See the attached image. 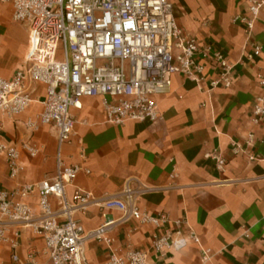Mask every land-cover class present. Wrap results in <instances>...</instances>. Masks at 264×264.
Listing matches in <instances>:
<instances>
[{
  "label": "crops",
  "instance_id": "1",
  "mask_svg": "<svg viewBox=\"0 0 264 264\" xmlns=\"http://www.w3.org/2000/svg\"><path fill=\"white\" fill-rule=\"evenodd\" d=\"M169 1L182 34L198 42L200 51L194 60L203 67L202 73L196 74L202 79L173 74L170 92L153 96L163 116L157 123H108L104 109L107 98L83 97L81 108L72 109L76 134L60 150L65 164L90 171H80L66 187L68 201L76 189L91 192L99 201L120 196L130 180L134 188H152L137 198L139 209L154 217L165 215L166 221L159 226L135 220L118 224L111 233V247L96 240L86 242V260L88 264H103L111 253L121 254L128 245L146 250L155 235L167 234L171 240L189 238L193 233L198 242L188 239L181 248L169 246L151 253L149 263L264 264V127L253 123L251 112L260 90L258 76L264 69V22L261 17L256 19L249 30L239 20L248 14L247 0ZM29 41L28 28L12 19L10 3L1 4L2 52L13 62L1 68L0 77L10 79L28 66ZM13 44L17 46L14 49ZM255 45L262 46V53L250 59ZM216 52L232 66L229 86L221 82L211 87V81L220 76V67L213 59ZM45 96V85L35 84L32 106L5 121L0 140L20 148V169L10 178L0 155V190L39 182L56 171V129L40 124L33 130L27 124L28 118L42 111ZM24 142L39 147L35 157L21 149ZM217 157L225 160L222 169L217 166ZM23 200L37 210V195ZM120 214L112 212L115 218ZM73 217L85 231L103 222L101 209L93 203ZM17 230V247L13 249L8 242L3 245L5 264H11L13 252L21 259L33 252L32 264H52L44 239L31 227L13 224L6 236L13 238Z\"/></svg>",
  "mask_w": 264,
  "mask_h": 264
},
{
  "label": "built area",
  "instance_id": "2",
  "mask_svg": "<svg viewBox=\"0 0 264 264\" xmlns=\"http://www.w3.org/2000/svg\"><path fill=\"white\" fill-rule=\"evenodd\" d=\"M247 1L248 14L239 20L251 30L256 19L261 17L264 22V0ZM3 3H10L12 19L28 28L30 41L28 66L10 79L0 77V133L6 119H14L32 106L35 84H43L46 96L41 100L42 111L28 118L27 124L33 130L40 124L53 125L58 155L52 177L0 190V264H5L1 258L3 245L8 242L13 249L18 245V230L13 238L6 236L13 224L29 226L44 239L52 264H88L85 256L88 240L111 247L114 241L111 233L118 224L135 220L159 226L166 216L154 217L141 211L136 200L152 188L145 185L134 188L130 180L120 196L99 201L91 192L76 189L72 200H67L66 187L73 184L80 171L90 172L79 165L65 164L60 156L62 145L70 143L76 134L72 109L81 108L83 97L102 95L107 98L104 109L108 123L122 124L129 120L157 123L163 116L153 96L170 92L173 74L202 79L196 74L202 73L203 67L194 60L200 48L195 38L182 34L169 0H0V5ZM60 45L62 57H58ZM262 49L255 45L248 58L261 55ZM213 59L220 67V76L211 81V87L221 82L229 86L232 66L221 52L214 53ZM258 84L252 121L264 127V69L258 76ZM21 149L31 157L40 150L30 142H24ZM0 155L7 164L9 177L15 178L20 169V148L0 140ZM216 161L222 169L225 160L217 157ZM32 195L38 197L37 210L23 200ZM92 203L101 209L103 222L85 231L73 215ZM113 211L120 212V216L113 217ZM188 239L198 242L193 233L189 238L171 240L167 234L155 235L146 250L128 245L121 254L111 253L103 264H150L151 253L169 246L181 248ZM10 259L11 264L35 262L33 252L26 259L13 252Z\"/></svg>",
  "mask_w": 264,
  "mask_h": 264
},
{
  "label": "rangeland",
  "instance_id": "3",
  "mask_svg": "<svg viewBox=\"0 0 264 264\" xmlns=\"http://www.w3.org/2000/svg\"><path fill=\"white\" fill-rule=\"evenodd\" d=\"M16 31L19 32L20 29L17 28ZM15 46H16V44H13L11 48L14 49ZM2 47L3 46L0 42V71H1L2 67H7V65L9 66V64H11L13 62V59H11L9 54H6V52L5 53L2 52L3 51ZM69 56H70V54H69ZM58 57H62V45L59 46ZM98 64H101V61H98ZM126 71L128 72V62H126Z\"/></svg>",
  "mask_w": 264,
  "mask_h": 264
}]
</instances>
